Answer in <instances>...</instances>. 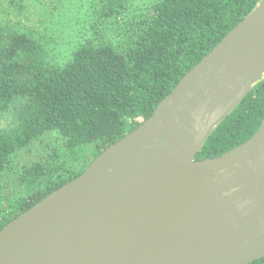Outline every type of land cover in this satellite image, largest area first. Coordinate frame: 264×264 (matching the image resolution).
<instances>
[{
  "label": "water",
  "instance_id": "95a60500",
  "mask_svg": "<svg viewBox=\"0 0 264 264\" xmlns=\"http://www.w3.org/2000/svg\"><path fill=\"white\" fill-rule=\"evenodd\" d=\"M264 78V0L133 132L0 230V264H253L264 259V120L195 158Z\"/></svg>",
  "mask_w": 264,
  "mask_h": 264
},
{
  "label": "trees",
  "instance_id": "16d2710c",
  "mask_svg": "<svg viewBox=\"0 0 264 264\" xmlns=\"http://www.w3.org/2000/svg\"><path fill=\"white\" fill-rule=\"evenodd\" d=\"M93 1V20L63 63L50 60L43 39L0 26V181L14 168L13 156L48 132L65 141L68 155L67 161L21 171L22 180L32 179L39 188L16 206L4 207L0 198V230L81 176L108 147L148 120L261 0H158L144 15L130 12L128 0ZM17 99L16 122L3 126V116ZM263 120L262 78L195 160L238 148ZM86 147L93 149L92 156L78 162Z\"/></svg>",
  "mask_w": 264,
  "mask_h": 264
},
{
  "label": "rangeland",
  "instance_id": "374dc122",
  "mask_svg": "<svg viewBox=\"0 0 264 264\" xmlns=\"http://www.w3.org/2000/svg\"><path fill=\"white\" fill-rule=\"evenodd\" d=\"M21 1V0H19ZM23 0L13 4L11 0H0V26L8 30L34 34L48 46L50 60L63 63L86 32L93 20V0ZM130 12L144 15L158 0H128ZM23 7V8H22ZM264 79V78H263ZM21 100L17 99L11 110L2 118L3 126L17 120ZM93 149L84 148L78 162L92 156ZM55 157L56 161L53 160ZM68 160L65 141L57 133L48 132L29 147L13 156L14 168L5 173L0 181V198L4 207L16 206L39 188L32 179L22 180L21 171L36 164ZM81 164V163H80Z\"/></svg>",
  "mask_w": 264,
  "mask_h": 264
}]
</instances>
